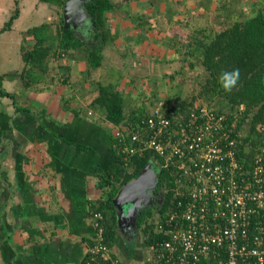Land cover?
<instances>
[{
	"label": "crops",
	"instance_id": "crops-1",
	"mask_svg": "<svg viewBox=\"0 0 264 264\" xmlns=\"http://www.w3.org/2000/svg\"><path fill=\"white\" fill-rule=\"evenodd\" d=\"M110 1L106 25L115 38L104 49L97 77L87 75L84 59L70 60L76 55L69 50L62 54L66 61H48L56 75L47 70V77L32 83L20 54L35 43L28 31L46 21L31 25L26 0H0V264H83L95 239L92 210L106 188L120 187L127 175L113 167L118 125L106 120L103 109L88 106L99 84L119 87L125 115L145 114L158 99L173 104L181 94L171 92L176 95L170 100L162 83L170 87L171 78L180 79L190 60L189 68L203 70L195 56L184 61L177 52L181 44L172 35L179 22L184 31L187 23L209 22L215 33L231 20L264 14V0ZM111 16L118 18L113 26ZM69 73L79 76L74 84ZM114 213L115 227L105 235L110 256L118 264H153L137 215L131 221Z\"/></svg>",
	"mask_w": 264,
	"mask_h": 264
},
{
	"label": "built area",
	"instance_id": "built-area-1",
	"mask_svg": "<svg viewBox=\"0 0 264 264\" xmlns=\"http://www.w3.org/2000/svg\"><path fill=\"white\" fill-rule=\"evenodd\" d=\"M170 106L158 99L136 124L126 121L114 134L123 165L151 151L171 170L174 199L154 222L164 239L152 246L153 264H264V124L261 152L244 162L245 126L237 127V112L194 103L176 113ZM92 219L95 239L83 264H118L103 214L93 209Z\"/></svg>",
	"mask_w": 264,
	"mask_h": 264
},
{
	"label": "trees",
	"instance_id": "trees-1",
	"mask_svg": "<svg viewBox=\"0 0 264 264\" xmlns=\"http://www.w3.org/2000/svg\"><path fill=\"white\" fill-rule=\"evenodd\" d=\"M63 2L64 0H58L56 5L62 8ZM85 6L94 24L92 29L84 30L86 34L91 33L85 40L78 37L73 30L64 28L62 14L55 28L45 22L33 26L28 31L35 43L31 49H22L21 55L25 66L30 67L29 69L25 67L24 71L32 83L38 82L43 76L38 74L29 76L31 72L40 70L47 74L50 58L58 57L69 50L84 48L89 67L97 68L102 64L105 46L115 38L109 34L105 16L106 12L114 9V4L110 0H88ZM186 27L184 31L183 24L179 22L175 26L172 39L175 43L181 44L178 45L177 52L181 53L184 61L188 60L186 56L196 57L203 68V74L197 76L199 84L197 93L189 98H178L170 107L176 113H186L189 106L202 100L200 101L202 104L217 105L220 112H237L239 116L237 127L242 129V125L245 126V136L239 145L240 158L244 162H250L261 152L263 140L258 127L264 124V14L258 11L251 17L231 20L227 26L215 33L210 31L209 22L202 26L191 22L187 23ZM193 65L194 62L188 61L189 67ZM237 68L240 70V80L231 92H225L219 84V77L222 72ZM204 100L207 103H204ZM123 102V95L117 85L99 84L98 94L88 106L94 110L103 109L106 120L114 125L125 124V119L126 123L136 124L144 115L143 111L134 110L125 115ZM150 160L161 167L158 171V186L162 183L165 185V196L163 204L156 211L147 208L138 213L137 226L148 234L149 244L157 247L164 239V235L154 231L155 223L152 219L153 213L162 219L173 198L170 191L173 188L170 167L162 166V159L151 151L132 156L125 166L119 153L113 167L120 168L125 174L130 171V176L122 181L124 185L128 180L134 179ZM100 186L102 188L103 184ZM120 187L113 185L107 187L103 198L95 207L103 214L102 222L106 237L115 227L112 199Z\"/></svg>",
	"mask_w": 264,
	"mask_h": 264
},
{
	"label": "rangeland",
	"instance_id": "rangeland-1",
	"mask_svg": "<svg viewBox=\"0 0 264 264\" xmlns=\"http://www.w3.org/2000/svg\"><path fill=\"white\" fill-rule=\"evenodd\" d=\"M25 1V0H24ZM27 1V3L29 4L28 5V7H29V12H30V14L32 15V19H31V21H32V23H31V25L33 26V25H35L36 24V22H38L39 20H43V21H46V23H49V24H51V26L53 27V28H55V24L56 23H59V17L61 16V13H62V8L61 7H59V6H57L56 4L58 3V0H47V2H46V4H45V6L43 5V4H40L39 2H43L44 0H26ZM49 1V2H48ZM122 12V11H121ZM122 14V13H121ZM111 26H113V25H115V22L117 21V17L115 18L114 16L112 17L111 16ZM88 34H91V33H88ZM111 34V33H110ZM86 36H87V34H85ZM133 38V37H132ZM131 39V38H130ZM35 40H34V38H32V43L34 42ZM25 44V43H24ZM106 47V46H105ZM114 47V46H113ZM107 49H105V51H106ZM73 52H72V54L74 55H76V56H72L71 58H70V60H79V61H82L83 59V61L84 62H86V59H85V50H84V48H78V49H73L72 50ZM108 53V52H107ZM117 54H118V52H117ZM21 55V54H20ZM108 56V55H107ZM112 56H115V55H113V54H110L109 55V57L108 58H111ZM61 57H63V60H61V61H66V59H64V57H65V55H60V56H58V57H52V58H50V62L51 63H53L55 66L58 64V62L60 61V59H61ZM117 59L119 58V57H116ZM23 60V59H22ZM103 61V60H102ZM197 65L199 64L198 62L196 63ZM196 65V66H197ZM83 66H81V70L83 69L82 68ZM86 67V69H87V75L88 74H91L90 75V77L91 78H96L97 77V75H98V73H99V71H101L102 70V68H92V67H89V65L87 64V66H85ZM100 67V66H99ZM56 68V67H55ZM89 68L91 69V72L89 73ZM58 69V68H57ZM47 70H48V68H47ZM181 70V69H180ZM49 75L51 76V77H53V75H56V74H54L53 73V70H52V68L50 67L49 68ZM61 72H62V70H60ZM86 70L84 69V72H85ZM108 71H110V73H111V76L112 75H116L117 74V71L115 70V69H109V70H107L106 72L108 73ZM183 71V70H182ZM105 72V74H107ZM64 73V72H63ZM63 73H62V77H63ZM79 73H81V71H79ZM184 73H186L187 75H185ZM35 74H38V75H42L44 78L45 77H47V74H43L40 70H36V71H33V72H31L30 73V75L29 76H33V75H35ZM181 74H182V76H181V78L180 79H174V78H171L170 79V81H172L171 82V85H170V87H169V84L167 85V84H163L162 83V87H164V92L165 91H168V98L170 99V100H172V101H174V96L176 95V94H174V93H171V92H176V93H179V94H181V96H180V98H185L186 96H188V97H190V96H192L194 93H197V91H198V88H199V84L196 82L197 81V76H200L201 74H203V70H202V72L200 71V70H198V67H194L193 69H191V68H189V67H186V70L184 71V72H181ZM108 75V74H107ZM109 76V75H108ZM59 77V76H58ZM76 77H78L79 78V76L78 75H72V73L70 74L69 73V78H70V83L71 84H74V81H75V79H76ZM193 77V78H192ZM194 77H196V79L194 78ZM33 77H31V79H32ZM81 78V77H80ZM201 79V78H200ZM59 80H61V78H59ZM152 84L153 83H150V84H148V86H150L151 87V90H153L152 89ZM161 86V85H160ZM75 87V86H74ZM180 89V90H179ZM170 91V92H169ZM90 94V93H89ZM200 101H202V100H199V101H196V102H200ZM154 102H156V100L154 101ZM195 102V103H196ZM204 103H207V101L206 100H204ZM212 104V103H211ZM152 106V105H151ZM212 106H214V107H217L218 108V106L217 105H215V104H212ZM84 110H86L85 108H84ZM127 120V119H126ZM157 172V171H156ZM127 175L126 176H124V178H123V180H126L129 176H130V171H127V173H126ZM128 181H130V180H128ZM158 219H159V216L158 215H156L155 213H153V222H156V221H158Z\"/></svg>",
	"mask_w": 264,
	"mask_h": 264
},
{
	"label": "water",
	"instance_id": "water-1",
	"mask_svg": "<svg viewBox=\"0 0 264 264\" xmlns=\"http://www.w3.org/2000/svg\"><path fill=\"white\" fill-rule=\"evenodd\" d=\"M87 1L88 0H80L79 7H77L78 5L76 4V2L74 3V0H64L62 7L64 28L73 30L74 33H76V35L82 40H85L87 37L83 33L84 30L88 28L92 29L94 26L92 17L86 11L85 3ZM76 11L78 12V15L75 14ZM86 24H88V26L84 28ZM151 164L152 163L149 161L134 179H131L118 189L115 197L112 199L113 208L116 211L117 217L122 216V218H124V216L128 215L131 219H133L131 221H134L136 214L140 212V209L143 207V205H140L138 207L136 205V202L134 201V198H136V196L138 195L139 188L143 186L144 179H146L145 173ZM157 173L159 175L158 171ZM158 175H156L154 184L157 182ZM149 185V187L153 191L155 187V185H153V182H150Z\"/></svg>",
	"mask_w": 264,
	"mask_h": 264
},
{
	"label": "flooded vegetation",
	"instance_id": "flooded-vegetation-1",
	"mask_svg": "<svg viewBox=\"0 0 264 264\" xmlns=\"http://www.w3.org/2000/svg\"><path fill=\"white\" fill-rule=\"evenodd\" d=\"M88 24L84 28H86ZM150 173L146 174V179H144V184L139 188V193L136 196V199L134 200L136 202V205L139 207L140 205H143V207L140 209V212L143 209L151 208L153 210H157V208L163 204L164 196H165V185L163 183L161 186H158V179L157 182L154 184V180L156 178V175L158 173L156 172V169L149 170ZM153 182V185H155L154 190L152 191L149 187V183ZM141 189V193H140ZM138 212V213H140ZM138 215V214H136Z\"/></svg>",
	"mask_w": 264,
	"mask_h": 264
},
{
	"label": "clouds",
	"instance_id": "clouds-1",
	"mask_svg": "<svg viewBox=\"0 0 264 264\" xmlns=\"http://www.w3.org/2000/svg\"><path fill=\"white\" fill-rule=\"evenodd\" d=\"M240 80V70L233 69L231 71H224L219 77V84L225 92H231Z\"/></svg>",
	"mask_w": 264,
	"mask_h": 264
},
{
	"label": "bare ground",
	"instance_id": "bare-ground-1",
	"mask_svg": "<svg viewBox=\"0 0 264 264\" xmlns=\"http://www.w3.org/2000/svg\"><path fill=\"white\" fill-rule=\"evenodd\" d=\"M79 1L80 0H74V3L76 2V4L78 5L77 7H79ZM76 15H78V12L76 11V13H75ZM154 170V168H153V166L152 165H150V167L147 169V171H146V173L145 174H149L150 173V171L149 170ZM140 193H141V189H140ZM136 198H134V200H135Z\"/></svg>",
	"mask_w": 264,
	"mask_h": 264
}]
</instances>
